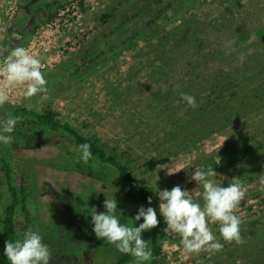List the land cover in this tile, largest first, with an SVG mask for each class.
<instances>
[{"label": "rangeland", "instance_id": "rangeland-1", "mask_svg": "<svg viewBox=\"0 0 264 264\" xmlns=\"http://www.w3.org/2000/svg\"><path fill=\"white\" fill-rule=\"evenodd\" d=\"M23 1L31 5L30 12L33 13L35 22L29 28L31 29L29 35L25 36L22 41L31 35L37 25L46 21L48 14H54L56 2L63 3L64 0ZM162 1L164 2L163 8H167L165 4L168 5L173 0ZM187 1L175 2L170 10L166 9L167 16L171 17L161 18L158 25L151 27L147 25V22L155 17L157 7L154 6V0H102L99 4L90 6L84 15L83 23L76 24L69 32H66L67 35L62 38L58 48L53 50L50 67L44 73L47 91L32 98L22 95L13 102H6V107L1 108V112L15 117L13 111L17 106L38 112L51 107L59 112L60 122H68L83 134L98 137L102 141L110 142V145H114L115 142L119 143L121 152H131V158L136 160L133 163L135 173L140 180L146 182L151 190V196H155L153 197L154 209L162 217L161 223L165 228L163 264H229L228 260L231 258L234 260L239 253L232 255L224 249L220 252H212L207 248L198 254L188 253L181 243V237L166 230L167 224L159 213L160 200L156 195L159 190H171L175 186H180L182 190L189 192L192 199L198 196L200 187L191 180L192 175L184 170L199 161L200 151L194 154H181L179 157L171 158V161L166 164L161 165L160 163L157 167L146 170L145 166H148V160L152 155L149 151H152L154 144L158 143L150 136L153 133L148 130L144 135L137 136L139 131L148 124L149 119L154 120L157 114L162 113L163 101L159 97L166 95L170 89L171 91L172 89L182 90V76L186 71L180 66L191 60L189 56L192 55L187 53L184 56L188 58L181 59L182 51H174L172 47L173 51L169 55L173 57L169 64L171 69L162 72L148 65L150 63L144 55L139 56L138 50L144 46V39H142L138 41L140 47H134V44L117 59L112 60L114 53L108 54L109 57H104L109 59L108 61L100 60L101 65L99 62L91 65L89 71L81 74H85L86 77L80 79L79 76H74L76 68L97 53L96 48H100L98 44L104 40L101 33H106V31L110 33L125 21H128L127 25L120 27L116 35L125 31L127 26L131 27L133 32L140 31L144 35L145 33L149 35L151 30L157 26L158 33L151 34V36L161 39L171 37V45L175 44L174 35L178 33L180 36V31L187 28H190V32L193 33L191 30L194 26V30L195 27L198 28V37L205 39L210 46V52L214 49L226 51L227 56L229 52L233 53L237 50L235 44L239 32H252L251 35L254 38L253 32L257 31L258 26L264 25V0H242L240 7L232 5L235 0H205L208 3L216 2L215 4L220 5L219 8L226 7L231 17L219 16L215 19L214 25L205 22L199 26L196 24L192 26V20L194 16H199L198 12L202 9L200 2L203 0L191 5ZM149 4L155 8L154 12H143L141 18L145 21L141 20L142 23H136L140 19V17H135L136 13ZM112 8H118L114 19L110 24L102 27L99 18L102 13ZM160 10L161 7L158 8V11ZM214 12H216L215 9ZM27 19L28 16L26 18L21 16L19 22L23 23ZM184 23L187 25L184 26ZM78 25H80L79 28ZM146 38H149V41H146V48H153L150 36ZM115 41L114 38L112 42L115 43ZM148 51L145 49L144 54ZM203 51H200V54L196 53L200 56L209 55L208 50ZM133 67L137 70V78L130 80L132 75H126V81H130L121 85L119 88L121 91L117 93V96L106 95L108 90L116 88V81L121 79L128 70L132 71ZM114 77H116L115 80H113ZM136 81L138 83L134 86L133 83ZM128 82H132L130 86ZM17 120V131L12 134L14 142L10 145L0 144V192L4 195V202L8 200L7 193L5 194L6 177L2 171L4 162H6L10 165L13 178H16L18 182L22 177L26 180L30 191L29 210L34 216L31 230L38 232L43 237V242L49 246L52 253L50 264H116L123 254L103 239H98L93 232L91 213L94 210L97 213L101 211L98 206L89 202V197L102 204L108 198L116 199L117 204L125 205V188L118 175L113 170L99 171L98 164L94 161V168L89 170L91 164L89 162L85 164L79 160L76 151L78 147L69 135L62 132L60 134L51 132L29 119ZM248 124L249 122L246 121L239 127L248 126ZM154 130L156 132L158 128ZM230 133L231 129L228 133L213 136L206 142L201 155L206 156L213 152L214 148L219 146ZM161 154L162 151L158 147L155 152L157 158L152 159L158 162V159L163 157ZM263 170L264 168H261V171ZM169 172L175 173L169 174ZM100 186L103 189L101 192H99ZM76 198H81L86 203L83 206L79 205ZM257 212L253 211L249 216L255 218L258 216ZM137 213L138 210H133L126 205L125 209L117 215L121 223L130 226L134 223V226H139L143 219L134 221ZM234 214L241 222L246 216L242 207H237ZM209 227L220 243L224 246L229 244L220 238L217 223L209 221ZM147 233L148 231L142 233L144 240H146ZM215 256L217 260L211 262ZM231 262L240 264L241 260L236 263ZM129 264H135V262ZM146 264H149V261ZM249 264H264V260L257 262L254 260Z\"/></svg>", "mask_w": 264, "mask_h": 264}, {"label": "trees", "instance_id": "trees-1", "mask_svg": "<svg viewBox=\"0 0 264 264\" xmlns=\"http://www.w3.org/2000/svg\"><path fill=\"white\" fill-rule=\"evenodd\" d=\"M68 1L64 0L63 3L60 1L56 2V8L64 7L63 4ZM177 1H171L170 4H165V7L170 10ZM179 1L184 3L186 0ZM198 1L188 0L187 3L191 5ZM154 2L157 10L155 17L147 22L150 27L158 25L161 18L171 17L167 16V8H163L164 2L162 0H154ZM200 3L202 9L198 12L199 16H194L193 24L191 23L192 26L194 24L199 26L205 22L214 25L215 19H218L219 16L231 17L228 15V9L226 10V7H223V9L222 7L219 8L220 5L215 4L216 2L208 3V1L203 0ZM212 3L214 4L212 5ZM241 4L242 0H235L232 3V5L239 7ZM159 7H161L160 11H158ZM56 8L53 10L54 14L47 13L48 20L56 14V11H58ZM88 8H90V5L87 7L83 6L84 15L87 13ZM117 9L112 8L110 11L102 13L99 18L102 27L110 24ZM154 9L151 4L147 7H142L135 15L136 18L140 17L136 23L141 20L142 22L145 21V19L141 18L143 12H154ZM214 9L216 12H214ZM126 23L128 21L120 24L119 27H116L110 33L107 31L106 33H101L102 38H104L102 41L103 45L102 43L98 44L100 48H96L98 50L97 53L93 55L94 57H90L86 62L80 64L74 71V76H79L80 79L86 77L85 74H81L89 71L91 65L98 63L100 60H104L103 62L108 61L109 59L104 58L108 54L114 53L112 60L117 59L123 52L132 48L134 44V47H140L138 41L140 42L142 39H144V46H141L138 50L139 56L144 55L148 63H150L148 65L162 72H167L171 69L169 64L172 62L173 57L169 55L173 51L172 47H174V51H182L183 56H180L181 59L188 58V56L184 55L190 53L192 55L189 56L191 60L180 66L181 69L186 71L182 76V90L174 91L172 89L171 91L170 89L166 92V95L163 97L161 95L159 98L163 101L164 110L162 109V113L157 114L154 120L152 118L149 119L148 124L137 135L138 137L142 134L144 135L148 130L153 133L150 136L153 139L155 138L158 143L157 145L154 144L152 151H149V154L152 155L150 160H148V166H145V168L150 170L157 167L160 163L162 165L170 162L173 157L176 158L181 154H194L200 151L199 161L185 168L184 171H187L188 174L192 175L196 169L202 171L214 169L217 173L215 180L223 187H227L233 178H240L246 192L244 199L238 206L244 209V214L246 215L242 222L240 220L241 236L244 242L240 245L234 242L229 243L223 249L232 255L239 253L234 260L233 258L228 260L229 264L233 263L231 261L236 263L239 260H241L240 264H249L254 260L256 262L264 260V191L261 190V177L264 175V170L261 171V168H264V25L258 26L257 31L253 32L254 38L251 35L252 32H239L235 44L237 50L233 53L229 52L227 56L226 51L214 49V51L210 52V46H208L205 39L198 37V28L195 27L194 30V26L191 30L193 33L190 32V28H187L180 31V36H178V33L174 35L175 44L171 45V37L161 39L151 36V34L158 33L157 26L151 30L149 35H146L147 33L144 35L140 31L133 32L131 27L128 28L127 26L125 31H123L124 33L121 32L117 36L115 33L120 27L127 25ZM185 25L187 24L184 23ZM70 30L66 29V32ZM146 36H150L153 41H151L153 48H146V41H149ZM114 38L116 39L115 43L112 42ZM104 46L107 47L104 49L102 48ZM145 49L149 50L147 54H144ZM199 50L201 52L208 50L209 55H197L200 52ZM241 58L243 59L241 60ZM99 65H101L100 62ZM130 71L125 72L124 76L116 81V88L108 90L106 95L117 96V93L121 91L119 89L121 85H124L127 81L135 80L137 78V70L133 67L132 73ZM129 74L132 77L126 81L125 76ZM115 79L116 77L113 80ZM128 83L130 86L132 82ZM136 83L138 82H134L133 85ZM182 94L194 96L198 106L193 108L188 105L182 98ZM13 113L17 119H29L38 125L46 127L51 132L57 134L62 132L69 135L77 147L83 143L89 144L92 153V159L89 161L91 164L89 170L94 168V161L98 164L99 171H105V169L113 170L124 185L125 205L118 204L116 214L122 212L126 205L133 210H139L141 206L154 208L153 197L155 196H151V190L146 182L140 180L135 173L133 163L136 160L131 158V152H121L119 143L115 142L114 145H110V142L102 141L98 137L83 134L68 122H60L58 120L59 112L51 107L38 112L17 106L14 108ZM246 121L249 122L248 126L239 127ZM156 128L158 130L154 132ZM230 129L231 133L226 136L219 146L214 148L213 152L206 154V156L201 155L206 142L213 136L220 135L219 133H228ZM158 147L161 149L163 157L162 159L160 157L157 162L152 158H157L155 152ZM9 166L4 162L2 170L6 177L5 194L7 193L8 200L5 203L4 195L0 192V264H10L3 254L5 243L22 239L24 233L32 229L34 220V216L29 210L30 191L26 180L22 177L17 182V179L13 178V172ZM202 191L203 189L200 187L198 196L193 198L195 202L203 204ZM149 197L152 198L151 205L148 204ZM76 202L82 206L86 203L81 198H76ZM89 202L96 207L98 206L101 212L106 211L104 204L96 199L89 197ZM253 211H258V216L255 218L249 216ZM157 217L159 220L158 226L148 231L146 236V241H148L149 248L153 253L149 264L164 263L163 243L165 228L161 223L162 217L158 214ZM214 260H217L216 256L212 258L211 262H215ZM133 261V257L123 254L116 264H129Z\"/></svg>", "mask_w": 264, "mask_h": 264}, {"label": "clouds", "instance_id": "clouds-1", "mask_svg": "<svg viewBox=\"0 0 264 264\" xmlns=\"http://www.w3.org/2000/svg\"><path fill=\"white\" fill-rule=\"evenodd\" d=\"M5 53L7 55L5 56ZM0 57H4L0 65V108L6 107L7 96L4 89L25 86L23 95L26 98L47 91V81L42 69L45 65L40 59L30 54L24 47H0ZM243 58H241L242 60ZM188 105L197 107L196 98L182 94ZM18 120L14 116L0 113V144L10 145L14 142ZM91 146L87 143L79 145L76 151L79 159L87 164L92 159ZM178 172V171H177ZM175 172H169L172 174ZM214 169L206 171L195 170L191 180L202 187L203 204L195 202L189 192L175 186L171 190H159V213L167 224L166 230L178 234L181 243L188 253L198 254L207 248L212 252H220L224 245L209 227V221L219 225L220 238L227 243L242 244L240 219L234 214L235 209L244 199L246 192L243 182L235 177L227 187L221 186L215 180ZM261 190L264 191V175L261 177ZM103 191L100 186L99 192ZM152 198H148L151 205ZM105 212L91 213L93 232L98 239H103L115 249L134 258L135 264H146L153 257L148 241L142 238V233L156 228L159 224L157 211L153 207L141 206L134 221L143 222L139 226L121 223L116 214L118 204L116 199L106 198ZM133 221V220H132ZM133 221V222H134ZM4 256L10 264H50L52 253L49 246L43 242V237L32 230L24 233L22 239L7 241L4 246Z\"/></svg>", "mask_w": 264, "mask_h": 264}, {"label": "built area", "instance_id": "built-area-1", "mask_svg": "<svg viewBox=\"0 0 264 264\" xmlns=\"http://www.w3.org/2000/svg\"><path fill=\"white\" fill-rule=\"evenodd\" d=\"M102 0H69L56 11V14L49 20L36 26L31 35L20 44L10 46L9 34L15 28L21 11V0H0V47L9 49L14 47H24L30 54L40 59L45 65L43 74L50 67L53 50L58 48L66 29H71L84 18L83 6L99 4ZM67 49L66 47H64ZM7 53H5V56ZM43 58V59H42ZM4 57H0V65L3 64ZM25 86H18L4 89L7 96L6 102H13L14 99L23 95Z\"/></svg>", "mask_w": 264, "mask_h": 264}, {"label": "crops", "instance_id": "crops-1", "mask_svg": "<svg viewBox=\"0 0 264 264\" xmlns=\"http://www.w3.org/2000/svg\"><path fill=\"white\" fill-rule=\"evenodd\" d=\"M21 3H22V10L20 11V13H19V16H18V19H17V22H16V26H15V28H13V30L11 31V33L9 34V45L10 46H14V45H17L18 43H20V42H23L22 41V39L25 37V36H27V35H29V33H30V31H31V29H29V28H31V26L33 25V23L35 22V20H34V16H33V13H31L30 12V7H31V5L30 4H27V3H25L23 0H21ZM98 9V7L96 8V10ZM40 12H42V11H40ZM90 13V12H89ZM21 16H24L25 18L28 16V19L24 22L23 21V23H21V22H19V19H20V17ZM83 22H81V24H82ZM80 24V25H81ZM80 25H78L77 27L79 28L80 27ZM67 32H69V31H67ZM20 34V35H19ZM65 35H67V33H64V36ZM63 36V37H64ZM62 37V38H63ZM68 37V36H67ZM66 37V38H67ZM69 38V37H68ZM25 41V40H24ZM66 41H69V39L67 40L66 39ZM61 42V41H60ZM59 42V43H60ZM58 43V44H59Z\"/></svg>", "mask_w": 264, "mask_h": 264}, {"label": "flooded vegetation", "instance_id": "flooded-vegetation-1", "mask_svg": "<svg viewBox=\"0 0 264 264\" xmlns=\"http://www.w3.org/2000/svg\"><path fill=\"white\" fill-rule=\"evenodd\" d=\"M0 113H3V112H1V108H0ZM16 131H17V128H16ZM15 133V132H14ZM0 151H1V149H0ZM18 182V181H17Z\"/></svg>", "mask_w": 264, "mask_h": 264}]
</instances>
